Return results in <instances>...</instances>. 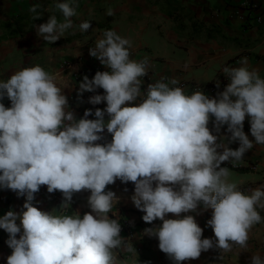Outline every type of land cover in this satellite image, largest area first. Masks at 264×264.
Here are the masks:
<instances>
[{
	"label": "clouds",
	"instance_id": "obj_1",
	"mask_svg": "<svg viewBox=\"0 0 264 264\" xmlns=\"http://www.w3.org/2000/svg\"><path fill=\"white\" fill-rule=\"evenodd\" d=\"M56 8L63 21L53 14L38 28L49 42L72 28L70 18L76 15L68 0ZM30 11L36 13V6ZM89 27V20L79 25L81 30ZM132 46L129 37L106 29L90 48V55L109 70L97 71L91 79L85 75L77 93L82 98L85 91L94 92L89 103L107 104L94 112L86 109L78 119L68 110L62 90L67 80L60 73L35 64L0 80V189L26 195V210L0 215V229L8 234L6 244L12 249L6 264H120L114 250L124 243L122 228L109 216L119 197L105 191L116 178L135 182L131 199L145 222L162 221L144 232L158 239L173 264L212 248L229 253L239 245L248 250L250 229L264 222L258 210L264 209V185L242 191L222 163L238 164L254 145L264 146V77L242 57L240 66L223 68L230 82L217 96L201 90L188 94L172 79L171 86L164 81L149 84L146 98L128 104L141 97L149 67L147 57L130 58ZM99 88L102 94L96 92ZM5 95L11 102L7 107ZM246 118L254 139L244 131ZM210 119L215 133L226 125L230 135L214 134ZM105 127L113 134L111 141L94 143L102 139ZM237 141L238 147L229 146ZM42 185L50 193L60 190L65 208L74 193L90 190L91 211L82 216L42 211L32 203ZM200 204L214 210L207 221L214 238L202 237L193 215H179ZM167 213L176 218H165ZM127 250L133 251L130 244ZM250 264H264V256L253 253Z\"/></svg>",
	"mask_w": 264,
	"mask_h": 264
},
{
	"label": "crops",
	"instance_id": "obj_2",
	"mask_svg": "<svg viewBox=\"0 0 264 264\" xmlns=\"http://www.w3.org/2000/svg\"><path fill=\"white\" fill-rule=\"evenodd\" d=\"M59 2L61 0H0V80L6 81L20 68L35 64L60 73L67 80L62 90L68 98V110L73 111L77 119L83 117L86 109L94 112L95 108L103 109L107 104L106 101L97 105L89 103L88 98L96 94L94 92L85 91L82 98L77 93L85 75L91 79L97 71L109 70L89 52L106 29H115L132 40L131 59L148 58V72L142 77V95L135 102H126L128 104L146 98L149 84L164 81L171 86L172 79H176L178 86L188 94L201 90L210 97L217 96L230 82L223 68L240 66L242 57H247L249 65L264 77V0H68L76 8V15L70 18L73 27L57 41L49 42L39 34L38 28L53 14L63 21V13L56 8ZM34 5L39 15L30 11ZM84 20L90 21L87 30L79 28ZM96 92L102 94L104 90L99 88ZM2 102L6 107L11 105L6 95ZM89 118L95 119V116ZM105 119H109L108 114ZM208 126L218 136L230 135L226 125L220 133H215L212 119ZM244 131L254 139L247 118ZM101 135L102 139L94 143L110 142L113 134L105 127ZM229 146L236 148L239 142ZM236 165L250 169L238 171L233 167ZM222 166L230 169V180L236 181L242 191L250 192L264 185V146L254 145L238 164L225 161ZM134 187L135 182H122L119 178L106 185L105 191L112 190L119 197L109 216L118 221L127 218L129 224L128 230L121 233L124 243L114 251L118 253L120 264H132L133 260L136 264H162L163 253L158 239L144 232L145 228L162 221L143 220L144 213L131 199ZM89 196L87 189L76 192L71 206L65 208L62 192L50 193L47 185H42L32 203L55 215L79 212L82 216L91 211ZM25 200L26 195H19L17 191L0 189V215L9 209L22 213L26 210ZM258 210L264 217V209ZM213 211L200 204L196 210L179 215H193L202 228V237L214 238V230L207 225ZM165 218H176V214L167 213ZM7 236L6 231L0 229V264H6L12 251L6 244ZM129 244L132 252L127 250ZM248 246V250H241L239 245H234L229 253L212 248L181 264H250L253 253L260 252L264 256V222L252 226Z\"/></svg>",
	"mask_w": 264,
	"mask_h": 264
},
{
	"label": "built area",
	"instance_id": "obj_3",
	"mask_svg": "<svg viewBox=\"0 0 264 264\" xmlns=\"http://www.w3.org/2000/svg\"><path fill=\"white\" fill-rule=\"evenodd\" d=\"M119 223L121 224V228H122L121 233L128 230L129 224H128L127 218L120 219ZM158 244H159V242H158ZM162 253H163V263L162 264H173V262L169 258V256L166 253H164L163 251H162Z\"/></svg>",
	"mask_w": 264,
	"mask_h": 264
},
{
	"label": "trees",
	"instance_id": "obj_4",
	"mask_svg": "<svg viewBox=\"0 0 264 264\" xmlns=\"http://www.w3.org/2000/svg\"><path fill=\"white\" fill-rule=\"evenodd\" d=\"M236 170H238V171H247L248 169H250V168H248L247 166H244V165H236V166H233Z\"/></svg>",
	"mask_w": 264,
	"mask_h": 264
}]
</instances>
